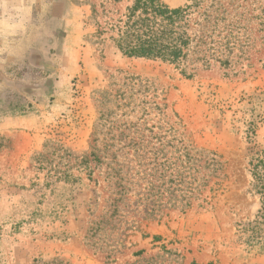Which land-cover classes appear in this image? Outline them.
Listing matches in <instances>:
<instances>
[{
  "label": "rangeland",
  "instance_id": "1",
  "mask_svg": "<svg viewBox=\"0 0 264 264\" xmlns=\"http://www.w3.org/2000/svg\"><path fill=\"white\" fill-rule=\"evenodd\" d=\"M133 1L48 0L51 59L8 69L32 83L0 92V264H264L250 165L264 161V0H198L227 11L246 55L187 73L114 46L105 32ZM183 144L222 164L207 202L154 205L138 155Z\"/></svg>",
  "mask_w": 264,
  "mask_h": 264
},
{
  "label": "trees",
  "instance_id": "2",
  "mask_svg": "<svg viewBox=\"0 0 264 264\" xmlns=\"http://www.w3.org/2000/svg\"><path fill=\"white\" fill-rule=\"evenodd\" d=\"M226 13L215 4L204 7L198 0L178 8H171L163 0H134L123 15L109 23L105 33L130 58L160 60L185 73L217 66L232 71L246 53L241 51L238 58L235 55L239 40L230 25L221 27ZM250 165L256 191L263 197L264 161L257 159ZM138 166L147 200L155 205L168 193L169 202L176 204L180 192L184 206L191 207L192 201L199 198L207 202L204 192L222 164L215 154L183 144L173 151L155 149L139 154ZM120 186L121 198H125L129 189ZM262 205L264 210V199ZM254 224L253 227L263 225L264 214L257 216Z\"/></svg>",
  "mask_w": 264,
  "mask_h": 264
},
{
  "label": "clouds",
  "instance_id": "3",
  "mask_svg": "<svg viewBox=\"0 0 264 264\" xmlns=\"http://www.w3.org/2000/svg\"><path fill=\"white\" fill-rule=\"evenodd\" d=\"M40 12L34 16L37 4ZM48 0H0V92L17 91L32 83L30 76L18 78L9 68L25 66L35 50L46 59L57 47L54 27L47 20Z\"/></svg>",
  "mask_w": 264,
  "mask_h": 264
}]
</instances>
